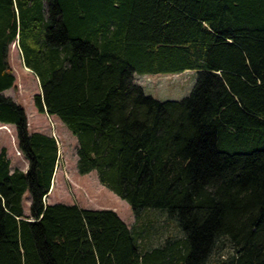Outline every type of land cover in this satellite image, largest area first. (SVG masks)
<instances>
[{
  "label": "trees",
  "instance_id": "1",
  "mask_svg": "<svg viewBox=\"0 0 264 264\" xmlns=\"http://www.w3.org/2000/svg\"><path fill=\"white\" fill-rule=\"evenodd\" d=\"M12 43L38 80L37 112L75 137L77 171L137 216L164 211L180 237L45 201L58 145L2 94ZM184 70L196 80L180 100L133 82ZM0 123L27 161L11 169L0 149V264H206L221 237L235 255L220 264H264V0H0Z\"/></svg>",
  "mask_w": 264,
  "mask_h": 264
},
{
  "label": "rangeland",
  "instance_id": "2",
  "mask_svg": "<svg viewBox=\"0 0 264 264\" xmlns=\"http://www.w3.org/2000/svg\"><path fill=\"white\" fill-rule=\"evenodd\" d=\"M7 63L15 77V82L2 94L24 108L29 131H39L49 135L54 131L57 138L58 158L50 190L44 198L47 203L63 202L92 209H113L129 227L133 229L143 227L142 233H148L153 241L182 235L174 219L164 211L143 208L137 216L125 200L120 199L99 182L95 171L80 174L76 167L78 158L76 139L57 117L37 112L33 104V95L40 91L39 83L35 75L23 65L20 51L15 43L9 46ZM195 80L196 73L193 70L174 74L135 73L133 75V82L139 85L145 94L160 101L180 100L187 96ZM1 145L6 149L11 169L16 167L26 169L27 161L17 148L15 128L12 124L0 123ZM234 255L235 251L230 242L221 237L216 239L206 264H220Z\"/></svg>",
  "mask_w": 264,
  "mask_h": 264
},
{
  "label": "crops",
  "instance_id": "3",
  "mask_svg": "<svg viewBox=\"0 0 264 264\" xmlns=\"http://www.w3.org/2000/svg\"><path fill=\"white\" fill-rule=\"evenodd\" d=\"M41 114V113H40ZM1 147H4L3 145H1L0 146V148ZM9 158V157H8ZM11 168H12V166H10ZM16 168H18V169H20V170H22V171H25V169H21V168H19V167H16ZM29 197H28V195L27 194H24L23 195V199H22V204H23V209H24V213H27V210H28V206H29V199H28ZM25 201V202H24ZM25 203V204H24ZM52 203H55V202H52ZM68 204V203H67ZM79 207H81V206H79ZM84 208H87V207H84ZM90 209H92V208H90ZM120 217V216H119Z\"/></svg>",
  "mask_w": 264,
  "mask_h": 264
},
{
  "label": "built area",
  "instance_id": "4",
  "mask_svg": "<svg viewBox=\"0 0 264 264\" xmlns=\"http://www.w3.org/2000/svg\"><path fill=\"white\" fill-rule=\"evenodd\" d=\"M50 135H51V136H52V137L55 139L56 143H58V142H57V138H56V135H55L54 131H51Z\"/></svg>",
  "mask_w": 264,
  "mask_h": 264
}]
</instances>
